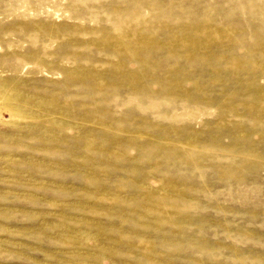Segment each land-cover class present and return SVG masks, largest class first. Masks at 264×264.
<instances>
[{
    "label": "rangeland",
    "instance_id": "rangeland-1",
    "mask_svg": "<svg viewBox=\"0 0 264 264\" xmlns=\"http://www.w3.org/2000/svg\"><path fill=\"white\" fill-rule=\"evenodd\" d=\"M0 264H264V0H0Z\"/></svg>",
    "mask_w": 264,
    "mask_h": 264
}]
</instances>
